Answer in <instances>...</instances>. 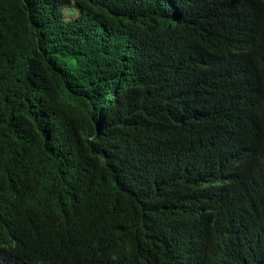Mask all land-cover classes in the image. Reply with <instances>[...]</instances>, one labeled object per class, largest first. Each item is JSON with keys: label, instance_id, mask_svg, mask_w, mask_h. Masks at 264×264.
Segmentation results:
<instances>
[{"label": "trees", "instance_id": "trees-1", "mask_svg": "<svg viewBox=\"0 0 264 264\" xmlns=\"http://www.w3.org/2000/svg\"><path fill=\"white\" fill-rule=\"evenodd\" d=\"M0 264H264V2L0 0Z\"/></svg>", "mask_w": 264, "mask_h": 264}, {"label": "clouds", "instance_id": "clouds-1", "mask_svg": "<svg viewBox=\"0 0 264 264\" xmlns=\"http://www.w3.org/2000/svg\"><path fill=\"white\" fill-rule=\"evenodd\" d=\"M262 2H264V0H261ZM224 167L220 170V173H221V179H223L224 177H226L227 178V173H228V170L226 169V165H223ZM225 178V179H226ZM224 180L222 181V182H215V183H212V185L213 186H215V187H221L224 183Z\"/></svg>", "mask_w": 264, "mask_h": 264}]
</instances>
